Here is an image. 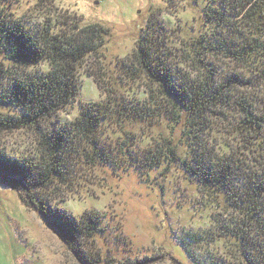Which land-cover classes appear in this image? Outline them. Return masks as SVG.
Returning a JSON list of instances; mask_svg holds the SVG:
<instances>
[{"label": "trees", "instance_id": "16d2710c", "mask_svg": "<svg viewBox=\"0 0 264 264\" xmlns=\"http://www.w3.org/2000/svg\"><path fill=\"white\" fill-rule=\"evenodd\" d=\"M10 1L0 0V4ZM202 1L207 31L188 45L195 75L173 74L167 47L158 38L142 37L125 61L115 65L119 70H113L122 75H118L120 81H143L144 97L126 102L118 94L116 77L104 88L95 79L104 99L81 107L79 115L65 125L50 121L75 96L81 60L87 55L100 59L106 29L98 23L80 26L70 20L64 27L60 21L47 20L32 32L7 18L0 6V56L9 65L0 64V105L19 111L0 112V133L30 129L37 135L30 155L0 156V183L22 189L27 202L48 215L46 201L65 183L67 162L72 158L87 166L106 165L123 172L177 166L213 208L223 204L222 212L232 214L222 221L214 216L213 222L220 233L234 240L236 264H264V103L258 109L254 96L260 81L264 82V0ZM219 55L243 73L222 74L211 63ZM40 61L47 62L46 72L27 69ZM240 87L243 90L233 95ZM228 110L237 113L231 131L243 145L225 151L210 140L213 120H227ZM162 120L171 130L179 126V137L171 133L170 138L157 139L135 153L134 134L128 127L149 128ZM111 123L124 138L105 145L101 129ZM178 145L184 146V156L179 155ZM97 219L96 213H90L76 227L65 217L51 219L55 231L83 264L93 263L81 254L80 239L98 231ZM187 237L188 241L181 239V246L191 257L188 242H200L203 235L187 233ZM192 259L193 264H224Z\"/></svg>", "mask_w": 264, "mask_h": 264}, {"label": "rangeland", "instance_id": "374dc122", "mask_svg": "<svg viewBox=\"0 0 264 264\" xmlns=\"http://www.w3.org/2000/svg\"><path fill=\"white\" fill-rule=\"evenodd\" d=\"M0 6L6 9L7 18L32 32L47 20L60 21L64 27L70 20H77L80 26L98 23L106 29L100 59L87 55L81 60L75 75V96L50 121L62 125L75 119L81 107L104 99L95 79L104 88L111 77H116L120 82L116 84L118 94L126 102L144 97L143 81H120L118 75L120 78L122 75L113 70H119L115 65L125 61L137 40L158 38L167 47L173 74L191 77L195 75L191 70L195 66L188 61V45L207 31L202 0H13ZM211 63L222 74L243 73L220 55L211 59ZM0 64L9 66L1 56ZM27 69L44 73L48 64L40 61ZM257 89L254 96L261 110L263 81ZM237 90L243 89L236 88L233 95ZM0 112L19 114L15 108L4 105H0ZM226 115L228 121L212 119L215 126L210 142L217 141V149L230 151L243 144L236 139L237 133L231 131L237 113L228 110ZM128 128L134 134L135 153H141L157 139L170 138L171 133L179 137V126L171 130L164 120L149 128L140 124ZM36 137L30 129L0 133V156L12 159L30 155ZM123 138L114 123L102 126L100 139L105 145H115ZM177 150L184 156V146L178 145ZM67 167L65 183L46 201L48 215L34 209L22 189L0 183V264H83L55 231L51 219L65 217L76 227L90 213L99 217L98 231L91 238L82 235L79 249L93 264H193L192 257L236 264L234 240L220 233L213 222L214 216L222 221L232 214L222 212L223 204L213 208L179 167L166 169L162 164L141 173L132 168L123 172L106 165L87 166L76 158L68 160ZM187 233L203 235L200 242H188L191 257L181 246V239L188 241Z\"/></svg>", "mask_w": 264, "mask_h": 264}, {"label": "water", "instance_id": "95a60500", "mask_svg": "<svg viewBox=\"0 0 264 264\" xmlns=\"http://www.w3.org/2000/svg\"><path fill=\"white\" fill-rule=\"evenodd\" d=\"M29 203V202H28ZM32 207L34 208V209H36L33 205H32Z\"/></svg>", "mask_w": 264, "mask_h": 264}]
</instances>
